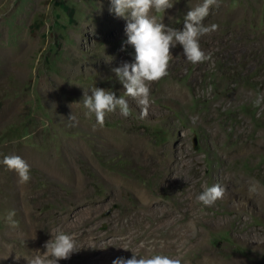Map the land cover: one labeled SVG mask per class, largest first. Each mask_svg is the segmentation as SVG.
<instances>
[{
    "label": "rangeland",
    "instance_id": "rangeland-1",
    "mask_svg": "<svg viewBox=\"0 0 264 264\" xmlns=\"http://www.w3.org/2000/svg\"><path fill=\"white\" fill-rule=\"evenodd\" d=\"M172 3L150 15L182 30L202 0ZM218 4L204 20L218 29L200 38L210 58L190 64L177 44L169 74L150 85L148 115L141 119L129 99L128 118L117 110L99 126L74 103L93 87L117 98L124 91L112 70L135 60L125 43L127 21L110 12V0H0V160L19 155L31 169V180L20 184L0 164V264H27L21 255L28 248L43 254L57 229L77 240L72 257L90 256L82 264L133 254L197 264L204 253L214 264H264V197L243 188L251 180L264 195V103L254 104L264 93V0ZM238 139H259V154L243 160ZM139 154L154 155L149 170ZM184 159L190 164L180 173ZM131 183L152 196V210L169 211L170 203L183 207L178 186L186 184L195 222L175 243L172 229L147 232L164 218L136 213L143 202ZM216 184L222 198L212 206L197 201ZM13 210L15 227L6 220Z\"/></svg>",
    "mask_w": 264,
    "mask_h": 264
},
{
    "label": "clouds",
    "instance_id": "clouds-1",
    "mask_svg": "<svg viewBox=\"0 0 264 264\" xmlns=\"http://www.w3.org/2000/svg\"><path fill=\"white\" fill-rule=\"evenodd\" d=\"M110 3V12L127 21L125 43L134 48L135 60L133 63L125 62L112 70L124 89L119 98L110 90L93 87L90 90L91 95L85 91L82 100L74 103L82 107L86 118L94 117L95 124L99 126L104 125L108 114L117 110L122 117L128 118L131 115L129 99L141 109L140 118H145L151 104V83L169 74L170 61L173 59L170 49L179 44L188 63L193 65L203 63L210 57L201 49L200 38L218 29L216 24H204L210 9L219 6L218 0H202V3L190 8L184 16L182 30L158 22L154 15H150L153 11L159 14L172 8L174 5L172 0H110ZM261 103H264V93H260L254 101L256 106H260ZM68 120L73 122L72 126L78 123L72 113ZM0 164L15 172L18 183L26 184L31 180L30 166L19 155H6L0 160ZM223 195L224 189L216 184L205 187L196 199L205 206H212ZM14 217L15 211H9L6 220L11 227L16 226ZM51 237L43 246L46 250L43 254L36 251L31 256L24 257L27 264H58V261L67 260L80 250L77 240L71 234L57 229L55 234L51 233ZM112 264H181V261L168 255L133 254L130 259L117 257Z\"/></svg>",
    "mask_w": 264,
    "mask_h": 264
},
{
    "label": "bare ground",
    "instance_id": "bare-ground-1",
    "mask_svg": "<svg viewBox=\"0 0 264 264\" xmlns=\"http://www.w3.org/2000/svg\"><path fill=\"white\" fill-rule=\"evenodd\" d=\"M51 43V42H50ZM235 127V126H234ZM241 133V132H240ZM243 139V138H242ZM241 143V148H242V155H241V158L244 160L246 159H254L255 156H257L259 153L257 151V149L260 148L261 146V141L259 139H256L255 141H250V142H246L244 140H239ZM237 147H240L238 146V143L237 145L235 146H232L231 148L228 147V150H233L234 148H237ZM142 153V151H141ZM137 158H140V159H143L144 160V168L145 170H149L150 167L152 166V164L154 163V155L153 156H150L149 154L147 155H137L136 156ZM234 159V158H233ZM139 160V159H138ZM162 160V159H161ZM160 160V161H161ZM158 163V162H157ZM181 167H177L176 170L179 169V172L182 173V171L186 168V166H188L190 164V162L186 161V159H184V161L182 162L181 161ZM140 164V163H139ZM133 171V170H132ZM67 174V173H66ZM68 176V175H67ZM136 176V175H135ZM133 177V176H132ZM69 178V176H68ZM134 178V177H133ZM136 182V181H135ZM126 184V183H125ZM128 186V185H126ZM186 184H183L181 183V185L178 186V188L181 187V190H180V194L182 195L183 194V199H182V208H177L175 207L176 205L174 204H171L170 203V206L174 209L169 211V210H159L158 207L155 209H151L150 206L148 205L150 200H151V195L148 193L147 190H145L141 184H134V183H131L128 187L133 189L134 191L137 192V194L139 195V197L142 199V202H143V207L142 208H139V212H136L141 218L142 216H148V219L150 220H157L159 217H163L164 219H161L159 220V224H154V223H151L150 225L146 226L145 227V230L147 232H154L155 230H158L159 228V231L164 234V231H167L165 230L166 229H169L168 231L171 232L170 229H172V232L169 233L171 238H172V242L175 243L177 240H179L185 233L187 230H184L187 227V223L188 222H191V223H194L195 222V218L193 220H191L189 217H188V214L190 212L193 211V209L195 208V204H194V197L193 199L191 200L190 198H188L186 195H185V188H186ZM177 188V189H178ZM243 188L245 189V191L247 192H250L254 195H260L262 198L264 197L263 195V192H262V189L260 187V185L258 183H255L251 180H247L245 182V185L243 184ZM242 188V191L244 192ZM179 193V192H178ZM264 199V198H263ZM169 213V214H168ZM173 213H175V216L177 218L174 219V216H173ZM187 218L186 221H179L178 219L180 218ZM192 226V225H191ZM161 227V228H160ZM164 237V236H163ZM35 246V245H34ZM84 246V245H83ZM28 247V246H27ZM26 247V248H27ZM84 248L82 247V250ZM92 249V248H91ZM87 250H89V248H87ZM93 250V249H92ZM135 251V250H134ZM34 249L31 248L27 251H25L22 255H21V259H24L25 256H31L33 254ZM212 254L210 253H204V257H202L199 261H197V264H214V261L215 258H213V255L212 257H210ZM84 257V256H83ZM78 257V258H74V257H70L69 259L67 260H61V261H58V264H82L83 261L88 262V260L86 259L87 257L90 258L89 255H87L86 257ZM91 260V259H90ZM225 263V262H224ZM230 263V262H229Z\"/></svg>",
    "mask_w": 264,
    "mask_h": 264
},
{
    "label": "water",
    "instance_id": "water-1",
    "mask_svg": "<svg viewBox=\"0 0 264 264\" xmlns=\"http://www.w3.org/2000/svg\"><path fill=\"white\" fill-rule=\"evenodd\" d=\"M117 205L115 204L111 209H109L106 213H105V216L108 215L114 208H116Z\"/></svg>",
    "mask_w": 264,
    "mask_h": 264
}]
</instances>
